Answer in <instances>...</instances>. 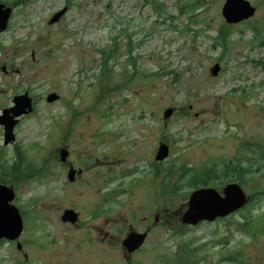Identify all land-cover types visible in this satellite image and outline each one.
I'll return each instance as SVG.
<instances>
[{
    "label": "rangeland",
    "instance_id": "374dc122",
    "mask_svg": "<svg viewBox=\"0 0 264 264\" xmlns=\"http://www.w3.org/2000/svg\"><path fill=\"white\" fill-rule=\"evenodd\" d=\"M21 1L0 0L13 9L0 33V116L25 93L34 110L8 146L0 125V161L12 166L19 148L34 175L5 184L24 219L23 251L0 241V264H165L182 245L201 264H264V0H248L255 16L232 28L226 0ZM222 29L231 31L227 49ZM52 94L59 99L49 103ZM160 141L170 154L156 162ZM228 162L254 164L243 187L256 200L226 220L182 225L189 182ZM70 167L84 178L70 183ZM66 209L115 234L113 245L65 226ZM127 230L150 232L141 251L125 253L118 238Z\"/></svg>",
    "mask_w": 264,
    "mask_h": 264
},
{
    "label": "water",
    "instance_id": "95a60500",
    "mask_svg": "<svg viewBox=\"0 0 264 264\" xmlns=\"http://www.w3.org/2000/svg\"><path fill=\"white\" fill-rule=\"evenodd\" d=\"M12 10L5 9L0 5V32L7 29L8 21ZM66 10L56 14L51 23L57 22ZM256 13V9L246 0H227L223 7V16L228 24H238L242 21L252 18ZM221 67L216 64L212 69L213 76H218ZM59 97L52 94L48 97V102L57 101ZM15 107L5 110L3 116L0 117V124L5 129V145H9L15 140L13 131L18 124L17 118L33 112V100L26 93L23 96L14 98ZM173 114V110L169 109L165 112V118L169 119ZM169 156V146L162 145L158 151L156 160L163 161ZM68 151L61 150V160L66 162ZM75 171L69 174L70 180H73ZM15 199L14 189L6 186H0V240L7 239L9 241H17L24 231L23 219L20 211L11 203ZM249 199L244 190L237 184H230L223 190V195L215 189H201L195 191L191 196L188 204V210L182 216V223L189 226H197L201 222H214L218 218H225L242 209ZM77 214L68 210L63 216L64 222L75 223ZM147 234L140 235L132 233L123 243L129 253H133L140 249L145 242ZM18 249L22 250V244L18 243Z\"/></svg>",
    "mask_w": 264,
    "mask_h": 264
},
{
    "label": "trees",
    "instance_id": "16d2710c",
    "mask_svg": "<svg viewBox=\"0 0 264 264\" xmlns=\"http://www.w3.org/2000/svg\"><path fill=\"white\" fill-rule=\"evenodd\" d=\"M198 3L199 1H196L194 7L197 6ZM156 5L158 6V3H156ZM157 9H160V7H158ZM185 10L186 8H182V12H184ZM195 17L196 15L192 16V18ZM230 33H231L230 30L222 29L220 32V36L217 38V41L225 49H227V45L231 41ZM263 44L264 42L261 43V45ZM15 153H16L17 161L12 166L6 161H0V184L15 183L13 181H18L23 183L28 179H31L34 175L33 169H31L28 173L23 170V166L24 164H26L25 161L27 160L25 159L23 152L18 148L15 151ZM2 157L3 156H0V158ZM253 167H254L253 163H251V166L245 167L241 163L235 164L228 162L225 163L219 171L216 170L206 171L205 173L194 177L189 182L188 186L190 189L191 188L197 189L200 186L208 187L213 181H219V180H224L227 181L228 183L237 182L241 185H245V179L248 175H250ZM16 184L19 185L18 183ZM168 187L169 185L167 184L165 188L168 190L169 189ZM179 190L180 189L179 188L177 189L176 187L174 193L178 194ZM258 196L260 198L264 197V191L259 192ZM255 200H256V196L251 195L250 203L248 205L250 206L251 204H253ZM184 229L185 231L187 230L186 228ZM200 255L201 254L199 252L189 249L188 246L185 247L182 245V246H178L177 250L174 253H172L170 256H165L164 263L165 264H201V262L204 259H202Z\"/></svg>",
    "mask_w": 264,
    "mask_h": 264
},
{
    "label": "flooded vegetation",
    "instance_id": "af4514ba",
    "mask_svg": "<svg viewBox=\"0 0 264 264\" xmlns=\"http://www.w3.org/2000/svg\"><path fill=\"white\" fill-rule=\"evenodd\" d=\"M162 143V141H160V144ZM66 168V167H65ZM72 167H70V170H71ZM68 170V172L70 171ZM79 171H82V170H79ZM68 172L66 173V175L68 174ZM85 176V173H84V170L82 171V175H79L78 177H75L74 178V181L76 182L77 180L81 181ZM73 181V182H74ZM98 213L100 210H97ZM105 214V213H104ZM99 217V216H98ZM108 219V218H107ZM98 219L96 217H94V219H92V222L95 224V222L97 221ZM110 221V220H109ZM106 222L109 224L108 220H106ZM65 226L67 227H72V228H75V229H85V232H86V236L88 238V242L91 243V244H99L98 243V240H99V234H101L103 236L102 238V241L103 242H108L109 244H112L113 243V240L116 238L115 234H113V236H111V234L107 231H105V227H100V226H90V224L88 223H84L83 222V219L81 218V216L79 215V219H78V224L76 225H71V224H64ZM90 226V227H89ZM130 231L128 232H125L122 234V237H127V235L129 234ZM120 239V238H118ZM121 241H122V238H121ZM26 259L28 257H25Z\"/></svg>",
    "mask_w": 264,
    "mask_h": 264
}]
</instances>
